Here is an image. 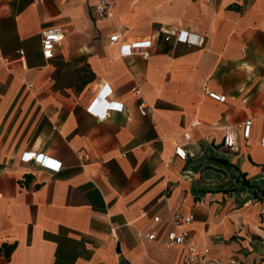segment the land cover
I'll return each mask as SVG.
<instances>
[{
  "label": "crops",
  "instance_id": "1",
  "mask_svg": "<svg viewBox=\"0 0 264 264\" xmlns=\"http://www.w3.org/2000/svg\"><path fill=\"white\" fill-rule=\"evenodd\" d=\"M118 29L150 39L149 58L121 56ZM248 184L264 191V0H116L110 18L91 0H0V245L15 244L0 264H182L167 240L176 212L193 214L179 228L198 254L264 264V202Z\"/></svg>",
  "mask_w": 264,
  "mask_h": 264
},
{
  "label": "built area",
  "instance_id": "2",
  "mask_svg": "<svg viewBox=\"0 0 264 264\" xmlns=\"http://www.w3.org/2000/svg\"><path fill=\"white\" fill-rule=\"evenodd\" d=\"M93 4V10L97 17L99 18H110L114 15V9L116 6V0H91ZM64 34V29L62 26L55 25L45 29L41 35V54L42 57L46 60L53 58L55 54V49L57 44L60 42ZM176 36L177 41L186 42L189 44L199 43L197 40V36H193L184 31H180L178 33H171ZM109 41L112 43H118V50L121 56H133L138 55L144 59L149 58L150 56V48L152 46V42L150 39L138 40L133 42H124L123 32L122 30L118 29L115 32L109 35ZM170 34H168L165 39H169ZM23 51L19 50V54H22ZM5 62H8V59L4 58ZM204 93L209 97L218 100L224 101L225 95L218 94L216 92L210 91L205 88ZM95 101V102H94ZM96 99L94 98L93 101L88 105L87 110L94 111L96 108ZM94 102V103H93ZM117 104L113 103L112 105H107L106 108H116ZM105 109V108H104ZM139 112L141 114H145L147 109L145 108L144 104L141 103L138 106ZM96 111V110H95ZM100 111L99 113H101ZM196 124H200V121H196ZM251 124L252 121L247 119L243 122L241 126V135L244 138H248L251 131ZM219 123H214V126H218ZM223 127V146L228 149H233L236 146L237 142V130L231 124H224ZM174 154L179 159H185L187 157V151L184 148L182 143H176L174 148ZM33 160L36 164L41 165L45 168L51 169L49 167L50 160L47 157H44L42 154L36 156L33 154ZM31 156H28V159ZM84 158L88 159V154L83 156ZM155 222L159 220L158 216L153 218ZM193 220V214H182L176 212L172 214V223L174 228L168 231L167 240L170 243L179 245L184 250V255L182 258V264H223L217 259L210 258L204 254L200 255L196 252L194 244L190 240L189 232L186 229H180V225H189ZM145 238L148 240L155 239V234L147 232L144 234Z\"/></svg>",
  "mask_w": 264,
  "mask_h": 264
},
{
  "label": "trees",
  "instance_id": "3",
  "mask_svg": "<svg viewBox=\"0 0 264 264\" xmlns=\"http://www.w3.org/2000/svg\"><path fill=\"white\" fill-rule=\"evenodd\" d=\"M82 70H84V66L79 68V69H77V71H82ZM87 71H88L87 78L84 79V82L90 81L93 78V76H94L93 72H91L89 69ZM248 185L253 189L254 197L257 198L258 200H261V201L264 202V191L259 189V188H257V187H255V186H253V185H250V184H248ZM14 246H15L14 243H11V244L2 243L0 245V253H3V255L5 257H9V255L11 254Z\"/></svg>",
  "mask_w": 264,
  "mask_h": 264
}]
</instances>
